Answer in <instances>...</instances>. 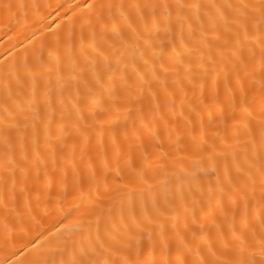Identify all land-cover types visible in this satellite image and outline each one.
I'll list each match as a JSON object with an SVG mask.
<instances>
[{"label": "snow or ice", "instance_id": "snow-or-ice-1", "mask_svg": "<svg viewBox=\"0 0 264 264\" xmlns=\"http://www.w3.org/2000/svg\"><path fill=\"white\" fill-rule=\"evenodd\" d=\"M0 36V264H264V0H0Z\"/></svg>", "mask_w": 264, "mask_h": 264}, {"label": "bare ground", "instance_id": "bare-ground-1", "mask_svg": "<svg viewBox=\"0 0 264 264\" xmlns=\"http://www.w3.org/2000/svg\"><path fill=\"white\" fill-rule=\"evenodd\" d=\"M15 2H24V3H28V4L33 3V2H39L41 4H52V5H55L57 3L65 2V0H15ZM67 2L75 3V2H78V0H67ZM15 42H16V40L14 39L12 41V43H15ZM0 43H2L4 47L9 46L8 42H7V39L3 38L2 36H0ZM0 52H3V47H0ZM128 148H129V143L128 142L124 143L123 144V150H124L125 156L121 158V161H120L121 165L124 164L125 159H127V156L129 155ZM131 155L134 158H136L137 160L139 159V152L135 148H133V150L131 152ZM109 160L111 161V167L115 168L116 167V163H115L114 160H112L111 152H109ZM94 166H96L97 168H99L102 171V168H100L99 161H94ZM71 179H72V177H71V175H69V182H71ZM53 194H55V190H54ZM43 207H44L43 203L40 204L39 208H36L35 202L33 203V208L36 209V212H34V214L37 215V219H40V217L43 215V212H42ZM20 210L24 211L22 204L20 206ZM4 214H5V210L3 208H0V233H2V231H3V217H4ZM54 217H55V213L54 212L51 215L44 217L43 222H44L45 226H47L49 223H54ZM56 227H59V225L57 224ZM38 230L39 229H35L34 231H38ZM26 238L27 237L18 238L16 243L17 244H21V243L24 242V240ZM17 255H19V253H17ZM0 256H3V251L2 250H0Z\"/></svg>", "mask_w": 264, "mask_h": 264}]
</instances>
